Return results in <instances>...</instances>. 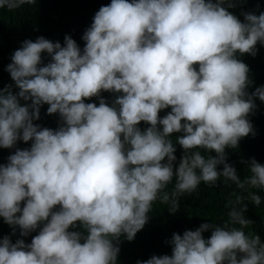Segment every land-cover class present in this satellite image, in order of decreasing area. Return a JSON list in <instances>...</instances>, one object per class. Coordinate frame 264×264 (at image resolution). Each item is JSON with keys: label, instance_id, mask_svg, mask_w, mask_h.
I'll list each match as a JSON object with an SVG mask.
<instances>
[{"label": "clouds", "instance_id": "1", "mask_svg": "<svg viewBox=\"0 0 264 264\" xmlns=\"http://www.w3.org/2000/svg\"><path fill=\"white\" fill-rule=\"evenodd\" d=\"M244 2L111 0L83 49L70 35L22 42L6 68L15 90L0 88V148L31 146L0 164V218L12 235L38 234L0 237V264H118L121 238L134 240L156 202L174 215L182 197L221 179L247 193H232L228 219L173 233L171 255L137 264H264V241L245 216L249 203L261 205L264 164L241 161V178L227 162L264 102L239 59L264 45V12H241L242 21L230 9ZM36 3L0 0V9ZM102 92L115 94L111 104ZM93 97L98 105L85 102ZM43 105L58 114L56 129L34 123Z\"/></svg>", "mask_w": 264, "mask_h": 264}, {"label": "trees", "instance_id": "2", "mask_svg": "<svg viewBox=\"0 0 264 264\" xmlns=\"http://www.w3.org/2000/svg\"><path fill=\"white\" fill-rule=\"evenodd\" d=\"M111 0H37L34 5H23L12 11L0 9V88L13 84L10 74L6 71L7 65L11 63V56L15 50L22 46L25 40L35 41L38 37L61 44L64 37L70 35L83 49L84 41L82 36L85 30L90 27L95 13L103 5ZM242 21L241 12H253L259 15L264 12V0H246L243 4L230 9ZM46 64L50 57L47 54L42 56ZM250 69L249 78L252 81L248 91L251 93L256 87L264 86V45H257V54L251 56L245 54L239 57ZM15 90V86L13 84ZM101 96L109 103L114 100L115 94L102 92ZM86 103H99V99L93 97L86 100ZM23 104L24 101H21ZM257 107L248 117L253 125L254 134H249L240 140L238 148L228 149L227 162L233 165L237 173L243 178L248 175L247 165L241 161L255 159L264 164V102L256 99ZM47 105L40 109V119L34 121L41 127L56 129L59 126L58 114L48 115ZM166 109L160 112L163 117L167 114ZM141 128L146 127L143 122ZM175 140V137H173ZM31 142L18 141L12 149L0 148V164H6L9 155L14 153L16 148H30ZM177 161L182 155V149L176 145ZM222 168V166H220ZM174 183V182H173ZM172 185H169L171 190ZM255 191V190H253ZM232 193L247 196L242 193L231 182L224 183L223 179L218 182L217 187L200 184L196 192L185 195L180 200V209L176 214H170L168 206L156 202L149 213V220L145 227L139 231L134 240L128 241L121 238L119 244L120 252L118 264H137L138 261H145L153 255H171V240L173 233L182 234L185 230H195L202 223H223L228 219L229 209L226 204L229 199H235ZM262 198L261 205L256 207L249 203L245 213L246 218L253 221L246 231L255 232L264 241V191L258 192ZM247 203V202H246ZM12 228L0 218V237L10 236L12 241L22 238L25 243H30L38 230L30 233L27 237H20L19 229L12 235ZM205 238L210 236V231L204 233Z\"/></svg>", "mask_w": 264, "mask_h": 264}]
</instances>
